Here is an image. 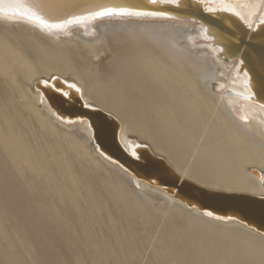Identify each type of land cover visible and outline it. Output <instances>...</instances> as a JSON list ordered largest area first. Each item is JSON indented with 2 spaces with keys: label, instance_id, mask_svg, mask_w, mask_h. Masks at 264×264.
I'll return each instance as SVG.
<instances>
[{
  "label": "bare ground",
  "instance_id": "1",
  "mask_svg": "<svg viewBox=\"0 0 264 264\" xmlns=\"http://www.w3.org/2000/svg\"><path fill=\"white\" fill-rule=\"evenodd\" d=\"M81 1L45 16L55 22L100 5L163 11L138 7L134 0ZM225 6L239 16L224 13L250 29L264 16V0L202 5L204 10ZM204 28L181 17H114L48 32L23 19H0V264H33L35 242L39 253L52 259L44 264H81L87 247L77 239L71 250L67 238L88 233L91 220L101 222V217L85 218L86 209L100 199L112 201L126 226L148 223L152 236L159 232L148 222L151 217L164 218V229H176L181 219L177 236L161 247L164 264H264V234L233 218L208 217L156 181L136 178L98 150L87 121L61 116L42 94L46 89L77 99L78 92L67 87L75 84L84 105L116 119L117 139L131 157L140 151L166 173L161 161L141 149L146 145L180 180L228 194L264 196L261 179L251 172L264 174V106L254 100L244 72L238 75V61L222 57L220 36ZM54 77L64 84H54ZM106 124L100 129L108 139ZM187 140L194 153L198 150L196 158L189 155L193 161L184 160L180 150ZM97 244L84 253L87 262L125 264L106 232Z\"/></svg>",
  "mask_w": 264,
  "mask_h": 264
},
{
  "label": "water",
  "instance_id": "2",
  "mask_svg": "<svg viewBox=\"0 0 264 264\" xmlns=\"http://www.w3.org/2000/svg\"><path fill=\"white\" fill-rule=\"evenodd\" d=\"M44 15L53 16L67 7H76L83 4L81 0H30ZM133 3V2H131ZM134 5L138 7L151 6L162 9L163 11H153L165 13L166 17L189 18L196 20L204 25V30L208 33H217L221 38L222 56L237 60L240 74L249 73L248 79L251 80L250 90L254 100L264 106V25L256 23L252 29L246 26L232 15L224 12H217L215 15L205 11L202 5L194 0H180L178 5L171 4H152L149 0H134ZM130 7V6H123ZM134 8V7H130ZM137 10L151 11L147 9L134 8ZM221 54V52H220ZM238 70V69H237ZM54 84H64L61 79L54 77ZM38 80L35 85H38ZM226 93H232L226 90ZM45 100L56 113L66 118H80L87 121L92 131L93 143L104 155L115 159L136 177L146 180L156 181L161 187L175 196L185 201L187 204H194L203 211H211L213 214L232 217L248 227L264 234V196H255L247 194H228L224 192L199 188L187 180L179 179L177 173L168 165V163L152 154L146 145L140 146L148 152L149 158L161 161L166 173L159 170L154 162H150L148 156H144L140 151H136V158L131 157L120 145L117 139V121L110 114L97 109L85 107L78 92L77 99L60 98L59 94L52 93L46 89L42 92ZM67 99V100H66ZM63 100V101H62ZM66 100V101H65ZM77 100V101H76ZM69 102V103H68ZM107 122L106 129L109 131L108 139L100 129V123ZM160 164V163H159ZM251 172L261 179V185L264 189V174L256 169Z\"/></svg>",
  "mask_w": 264,
  "mask_h": 264
},
{
  "label": "rangeland",
  "instance_id": "3",
  "mask_svg": "<svg viewBox=\"0 0 264 264\" xmlns=\"http://www.w3.org/2000/svg\"><path fill=\"white\" fill-rule=\"evenodd\" d=\"M121 120V119H120ZM122 121V120H121ZM192 137V136H191ZM190 138V136H189ZM189 144H191L190 142H188V140L182 145V148H180V150L183 152L184 154V160L186 158H190L191 161L195 160L193 158H196L197 155H195V153L198 151H196L195 153L193 152L194 149H193V145L191 144L189 146ZM187 145V146H186ZM185 146V148H184ZM192 149V150H191ZM192 151V152H191ZM192 157H190V156ZM188 158V159H189ZM187 159V160H188ZM193 159V160H192ZM85 181H88V178L85 176ZM93 189V188H92ZM106 203H105V202ZM79 202L82 204L83 203V200L81 199V197L79 198ZM97 204V206H96ZM95 206H93L92 208L89 209H86V220H91L92 218H97L99 219L100 217V221L101 222H93L92 220L90 221V225L89 227H87L88 229V233H84L83 235L82 234H79L77 235L75 232L71 233L70 234V237H71V240L70 238H67V241L69 243L68 246H71V250H74L75 247H74V243H77V239H80L78 240V243L79 242H84V245L87 247V250L84 252L81 248V245H80V248L82 250L81 254H83V258L79 259L81 260V264H90L88 261L89 258H87L88 256L84 253H90L92 251V248H93V245L92 244H97V243H100L102 242V232L107 234L108 236V239H110L116 246V241L121 243V245H119L118 247L116 246V250L120 253V255H122V261L124 262L125 261V264H138L139 261L142 262V264H164V260L163 259H160V250H161V247L165 244L166 240L167 239H170L172 238L173 236H177L176 235V230L179 229V225L182 226L181 224H179V221H181L180 218H178V220L175 222V228H170L168 229L166 227V229H164L165 225H164V222H165V219L164 218H160V216L158 215H155L153 217H151L150 219H148V222H150V224L152 226H154V229H157V232H159V235L157 234L152 236L151 234V230H150V226L148 225V223H146L145 225L143 224H130L128 226L125 225V220L120 218V214L118 212H120L119 210H114L112 208V201L111 200H106V199H100L98 202H96ZM103 204V205H101ZM118 204H122V202L118 201ZM106 205V206H105ZM97 207V208H95ZM102 208V209H101ZM89 210V211H88ZM93 210V211H92ZM105 210H108V211H105ZM92 211V213H91ZM106 213H104V212ZM98 212V213H97ZM100 212V213H99ZM101 216H99V215ZM92 216V217H91ZM94 216V217H93ZM108 216H109V219H108ZM107 220V221H106ZM115 220V221H114ZM118 221V222H117ZM93 222V223H92ZM111 222V226L113 224V226L116 228L114 231L110 232L107 227L110 226L109 223ZM160 223V224H159ZM97 224L100 226L101 230L102 231H97L96 229V226ZM179 224V225H178ZM94 225V226H93ZM125 225V226H124ZM159 225V226H158ZM184 225V224H183ZM149 226V227H148ZM94 227V228H93ZM90 228V229H89ZM121 228V229H120ZM192 228V227H191ZM94 229V231H93ZM106 229V230H105ZM165 230V231H164ZM92 231V232H91ZM137 231V233H136ZM108 232V233H107ZM122 232V234H121ZM142 232V234L140 233ZM76 237H75V235ZM93 234V235H92ZM99 234V235H98ZM117 234V235H116ZM73 235V236H71ZM84 236L85 238H83L82 236ZM171 235V236H170ZM94 236V237H93ZM101 239H99L100 237ZM123 236V237H122ZM73 237V239H72ZM80 237V238H79ZM99 237V238H98ZM113 237V238H111ZM116 237V238H115ZM122 237V238H121ZM130 237V238H129ZM148 237V239H147ZM154 237V238H153ZM86 239V240H85ZM153 239V241H152ZM155 239L157 241H155ZM159 239V241H158ZM70 240V242H69ZM75 240V241H74ZM83 240V241H82ZM97 240V241H96ZM129 240V241H128ZM147 240H149L147 242ZM175 241L177 242H180L181 239L179 238H174ZM36 241V240H35ZM73 241V242H72ZM86 241V242H85ZM132 241V242H131ZM146 241V242H145ZM165 241V242H164ZM44 242V241H43ZM183 242V241H182ZM35 246L36 248L34 249V258H33V264H44V260L46 261H49L52 260V259H49V254L48 252H46V254H40L39 251H38V245H37V242H35ZM159 243V244H158ZM131 246L129 247L128 246ZM92 247H91V246ZM98 245V244H97ZM124 245V246H123ZM157 245V246H155ZM123 246V247H121ZM148 246H150L148 248ZM186 247H190L189 244H186L185 245ZM141 247V249H140ZM155 247V248H154ZM70 248V247H69ZM125 248V249H124ZM37 249V250H36ZM85 249V248H84ZM122 249V250H121ZM148 249V250H147ZM91 250V251H90ZM135 250V251H134ZM143 250V251H142ZM155 250V251H153ZM126 251V253H125ZM132 251V252H131ZM134 251V252H133ZM138 251V252H137ZM147 251V252H146ZM123 253V254H122ZM133 253V254H131ZM138 254L139 257H138ZM144 254H145V257H144ZM151 254V255H150ZM158 254V255H157ZM130 255H132V257H130ZM154 255V257H153ZM134 256V257H133ZM152 256V258H151ZM121 257V256H120ZM85 258H86V261H85ZM124 258V259H123ZM131 258V259H130ZM150 258V259H149ZM160 259V260H159ZM85 262H83V261ZM143 260V261H142ZM152 261V262H151ZM2 264H5V263H2ZM25 264H30L29 262H25Z\"/></svg>",
  "mask_w": 264,
  "mask_h": 264
},
{
  "label": "snow or ice",
  "instance_id": "4",
  "mask_svg": "<svg viewBox=\"0 0 264 264\" xmlns=\"http://www.w3.org/2000/svg\"><path fill=\"white\" fill-rule=\"evenodd\" d=\"M150 3L156 4L159 3L160 0H149ZM165 2L171 3L172 0H165ZM206 0H199V3L203 5ZM210 13H217V12H228L234 15L239 16V13L234 12L233 9L229 6L225 7H210L205 9ZM165 13L162 12H153V11H143L137 10L130 7H123V6H111V5H100L96 6L87 12L82 14H68L64 19L58 21H51L43 14L41 10L33 9L30 7L26 0H0V19H8L11 20L13 18L16 19H23L35 27L39 28L41 31H63L67 27L72 25H79V24H87L92 21L96 20H104L108 18H124V17H157L163 16ZM243 19V17H241ZM247 23V21H245ZM260 25H264V16L259 21ZM249 27L251 25L249 24ZM207 31V29L205 30ZM252 71L249 68L248 72H244L243 75L245 77L249 76V73ZM240 74L239 66H238V75ZM251 84V80L248 81ZM69 89H75L76 92H80V88L77 87L75 84H68L67 86ZM65 96L69 95V92H64ZM85 107L89 105L85 104ZM135 155V153H133ZM205 215L208 217H213V213L211 211L205 212ZM216 219L219 220H226L232 219V217H222L216 216Z\"/></svg>",
  "mask_w": 264,
  "mask_h": 264
}]
</instances>
